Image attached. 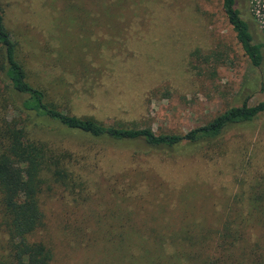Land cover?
Listing matches in <instances>:
<instances>
[{
    "label": "rangeland",
    "instance_id": "1",
    "mask_svg": "<svg viewBox=\"0 0 264 264\" xmlns=\"http://www.w3.org/2000/svg\"><path fill=\"white\" fill-rule=\"evenodd\" d=\"M221 1L0 0V8L28 80L60 110L177 133L244 99L264 100V0H235L260 44L259 66L243 53ZM39 133L70 152L80 183H51L40 195L36 237L51 248V264H120L109 244L119 234L211 239L235 194L243 200L264 183V112L215 141L173 148L113 142L54 121ZM133 241L125 244L138 250Z\"/></svg>",
    "mask_w": 264,
    "mask_h": 264
},
{
    "label": "trees",
    "instance_id": "2",
    "mask_svg": "<svg viewBox=\"0 0 264 264\" xmlns=\"http://www.w3.org/2000/svg\"><path fill=\"white\" fill-rule=\"evenodd\" d=\"M221 8L243 53L259 66L260 44L252 42L235 0H222ZM27 72L0 8V264H51V248L36 237L44 223L40 195L51 183L80 185L69 168L70 152L51 147L39 133L45 121L113 142L141 140L151 147L173 148L215 141L226 128L264 112V100L248 104L244 99L184 132L107 125L63 112L40 85L28 80ZM254 187L243 200L235 194L214 238L119 234L109 243L111 252L120 264H264V183ZM126 240H134L139 249Z\"/></svg>",
    "mask_w": 264,
    "mask_h": 264
}]
</instances>
